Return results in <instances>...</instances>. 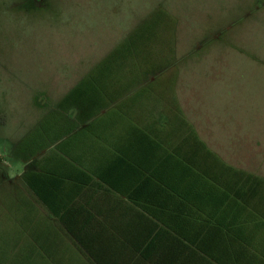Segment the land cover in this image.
<instances>
[{"label":"rangeland","instance_id":"obj_1","mask_svg":"<svg viewBox=\"0 0 264 264\" xmlns=\"http://www.w3.org/2000/svg\"><path fill=\"white\" fill-rule=\"evenodd\" d=\"M151 17L162 23L143 88L177 94L213 150L264 169V0H0V264L24 252L26 198L44 212L25 149L73 122L64 97Z\"/></svg>","mask_w":264,"mask_h":264},{"label":"crops","instance_id":"obj_2","mask_svg":"<svg viewBox=\"0 0 264 264\" xmlns=\"http://www.w3.org/2000/svg\"><path fill=\"white\" fill-rule=\"evenodd\" d=\"M133 93L129 99L122 92L120 104L92 119L75 110L68 127L59 122L51 129L61 139L51 143L46 131L49 146L26 154L27 172L54 165L52 157L65 160L63 173L66 161L73 163L72 174L59 178L63 220L35 198L44 209L38 214L33 203L32 226L50 229L55 241L58 263L51 264H154L164 240L195 242L180 253L170 248L169 255L185 257L186 264H264V169L234 165L213 150L177 94ZM135 126L150 136L133 135Z\"/></svg>","mask_w":264,"mask_h":264},{"label":"trees","instance_id":"obj_3","mask_svg":"<svg viewBox=\"0 0 264 264\" xmlns=\"http://www.w3.org/2000/svg\"><path fill=\"white\" fill-rule=\"evenodd\" d=\"M161 23L162 21L159 18L155 20L154 17L144 21L126 40L121 42L100 62L97 69L91 75L77 84L64 97L62 107L79 111L82 119H92V117L98 115L103 108L105 109L113 104H120L121 99H123L122 92H124V95L127 97L131 96L129 99L137 97L132 95L134 94L133 88L138 86V90L144 89L143 87L146 83L142 82L146 80L145 77L148 75L151 68L156 65L154 61L155 53L152 51L154 50V46L151 42L157 35L158 27ZM162 71L164 70H161V72ZM110 90L114 92L109 93L108 91ZM103 121L105 120H99V122ZM47 131L50 132L51 129ZM71 131L72 129L68 130L66 134ZM137 132L140 136H150L135 126L133 135ZM63 136V134L56 133L50 136L49 141L55 143ZM72 139L73 137L60 143L54 153L59 154V151H63L65 146L69 144ZM196 142L197 146L199 144L205 153L213 155L212 150H210L203 141L197 139ZM44 143V137L41 135L39 141H34V144L31 143L28 145L30 147L25 149L26 154L29 153V150L31 154H34L37 150H42L49 146ZM197 151L200 152L202 150ZM51 161L54 162V165H48L44 169L42 168V170L40 169L38 171L30 170L25 172L23 180L25 186L32 195L39 202L48 207L53 215L63 220V216H60L59 207H61V203H64L65 200L58 198V192L62 193L65 188H63V186L61 187L64 183L59 182V178L67 177L72 174V171L68 170V166L73 163L70 162V160L66 161L68 166L65 165V172L63 173V166L59 165V163L64 164L65 160L52 157ZM227 167L231 166L227 165ZM58 186L60 187L58 188ZM53 189L56 191H53ZM26 199L29 204H32V210H36L33 202L30 201L29 198ZM34 217L35 216H32L30 220L29 229L27 230L25 228L24 235L16 240L17 245L19 242L24 244V252L21 255L14 254L12 264L58 263L56 253L51 249L55 241H52L50 238V229L41 230V225L32 226L31 223H33ZM38 217H40V215ZM178 234L181 236L185 235L183 232H178ZM188 243L194 244L195 242L164 240L162 256L156 257V262L154 264H186L185 257L170 256L169 253L171 252V247L172 252L177 249L179 253L192 248ZM198 248L201 249V245L198 244ZM3 264H10L8 255L3 257Z\"/></svg>","mask_w":264,"mask_h":264},{"label":"flooded vegetation","instance_id":"obj_4","mask_svg":"<svg viewBox=\"0 0 264 264\" xmlns=\"http://www.w3.org/2000/svg\"><path fill=\"white\" fill-rule=\"evenodd\" d=\"M66 123H67V125H66V126L68 127V126L70 125V124H69L70 122H69V123H68V122H66ZM36 153H37V152H35L34 154H31V155H32V156H34ZM23 167H24V166H23ZM25 172H27V170H26V169H24V170H23V172H22V175H24V173H25Z\"/></svg>","mask_w":264,"mask_h":264}]
</instances>
